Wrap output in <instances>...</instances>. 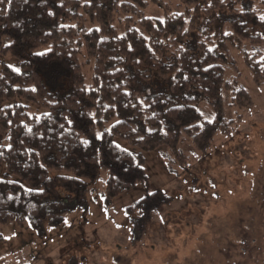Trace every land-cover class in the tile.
<instances>
[{
	"label": "trees",
	"instance_id": "1",
	"mask_svg": "<svg viewBox=\"0 0 264 264\" xmlns=\"http://www.w3.org/2000/svg\"><path fill=\"white\" fill-rule=\"evenodd\" d=\"M167 1L0 0V226H58L101 172L107 201L131 192L148 180L143 153L166 147L181 160L182 135L206 151L235 127L223 91L252 107L225 73L237 72L235 52L264 86V0H176L181 13ZM148 4L163 18L146 17ZM169 200L157 191L127 207L132 230L145 233Z\"/></svg>",
	"mask_w": 264,
	"mask_h": 264
},
{
	"label": "rangeland",
	"instance_id": "2",
	"mask_svg": "<svg viewBox=\"0 0 264 264\" xmlns=\"http://www.w3.org/2000/svg\"><path fill=\"white\" fill-rule=\"evenodd\" d=\"M167 4L169 12L184 11L176 0ZM143 12L159 19L164 8L148 4ZM233 56L237 72L226 71L225 80L237 77L252 107L238 109L222 92L225 120L235 123L229 137L218 134L202 152L182 135L181 160L166 147L143 153L147 182L111 201L101 172L84 205L43 233L26 221L1 225L0 264H264V86H256ZM80 62L89 87L92 66ZM199 109L214 118L205 103ZM56 190L61 198L70 196ZM157 191L170 200L139 235L127 207Z\"/></svg>",
	"mask_w": 264,
	"mask_h": 264
},
{
	"label": "snow or ice",
	"instance_id": "3",
	"mask_svg": "<svg viewBox=\"0 0 264 264\" xmlns=\"http://www.w3.org/2000/svg\"><path fill=\"white\" fill-rule=\"evenodd\" d=\"M85 143H87V141H85Z\"/></svg>",
	"mask_w": 264,
	"mask_h": 264
}]
</instances>
